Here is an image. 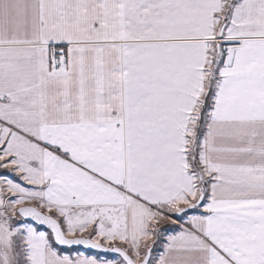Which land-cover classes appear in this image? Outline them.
Returning a JSON list of instances; mask_svg holds the SVG:
<instances>
[{
  "label": "snow or ice",
  "instance_id": "1",
  "mask_svg": "<svg viewBox=\"0 0 264 264\" xmlns=\"http://www.w3.org/2000/svg\"><path fill=\"white\" fill-rule=\"evenodd\" d=\"M0 264H264V0H0Z\"/></svg>",
  "mask_w": 264,
  "mask_h": 264
}]
</instances>
